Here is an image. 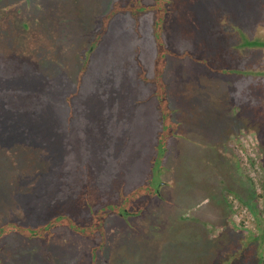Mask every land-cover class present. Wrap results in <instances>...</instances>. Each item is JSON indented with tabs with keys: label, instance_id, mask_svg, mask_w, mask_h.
Here are the masks:
<instances>
[{
	"label": "rangeland",
	"instance_id": "374dc122",
	"mask_svg": "<svg viewBox=\"0 0 264 264\" xmlns=\"http://www.w3.org/2000/svg\"><path fill=\"white\" fill-rule=\"evenodd\" d=\"M13 1L20 2V6H14ZM38 1L11 0L0 11V87L13 89L19 87L18 83L24 85L20 80L23 73L19 72L38 74V68L44 65L41 59L47 57L49 50L55 57L57 33L65 42V57L59 61L55 57L50 62L57 66H49L48 72L61 84L51 93L58 108L50 103L48 111H57L66 120L70 114L66 99L75 88L82 56L89 53L92 45L89 42L97 37L92 52L84 58L87 65L92 64L87 79L93 80L88 83L90 88L83 84L89 92L82 98L88 107L82 113L84 122L88 124L91 120L89 107L95 100L103 103L101 110L109 107L111 111L116 102L119 111L115 118L113 112L109 113L112 122L106 125L104 119L97 118L98 105L92 112V115L97 113L95 124L86 134L71 143V147L63 139L58 141L63 147L59 150L61 155L51 157L52 151L48 149L41 157L34 152L35 159L30 158V164L12 163L11 169L17 172L13 182L9 170L5 174L0 168V210L4 215L18 207L29 213L34 206L29 202L37 199L34 194L41 186L45 191L58 189L51 209L41 219L49 217L50 212H63L78 225L90 229L95 225L93 215L98 210V217L105 220L101 227L108 236L104 249L99 250L100 244L94 247L92 239L74 231L65 232L64 236L53 235L50 249H46V241L39 238L40 231L31 230L29 237L36 234L33 236L38 239L21 236L23 242L19 245L23 250L36 248L41 260L49 257L57 264L64 263L65 251L79 256L69 264H138L142 260L143 264H220L222 251L214 252L217 256L212 258L208 251L213 238L219 236L227 248H233L241 234L236 231L235 237L234 232H227L232 229L227 225L230 220L226 219L225 200L217 199L219 193L215 194L222 188L228 192L229 183L240 189L239 194L228 192L233 210H237L233 203L236 199L252 214L255 229L248 230L253 234L261 232L255 212L246 206L252 204L255 196L245 187L252 183L257 188L256 196L259 195L263 210L264 115L260 117L249 107L243 109L244 101L238 98V89L232 90L233 80L209 71L203 58L216 53L214 32L225 41L231 38L226 30L234 29L235 22H240L250 35L257 36L260 24H264V0H157L153 7H146L143 18L128 10L118 11L111 3L103 7L106 2L102 0L85 3L82 0V22L70 18L66 7L62 20L70 27L56 25V30L52 28L50 14L43 13ZM226 9L234 12L227 14L225 23L219 26L215 18ZM24 10L32 16L23 18V21L33 20L29 27L17 16ZM40 13L44 15L39 16ZM72 26H82L83 35L76 34ZM258 60L252 56L245 64L258 65ZM87 74L83 69L81 76ZM40 110L37 105L26 121L33 126L43 123L55 126V120ZM3 120L0 112V123ZM2 126L3 155L29 154L23 142L34 140L36 132L19 133L17 128L2 129ZM159 131L163 133L161 141H158ZM14 138L18 142L6 144ZM60 165L64 166L66 186L57 188ZM25 172H28L27 181L23 180ZM160 182L162 197L153 195L145 217L142 215L137 223L128 226L117 220L111 206L123 210V197L126 202L130 198L141 201L144 190L157 189ZM43 191L38 190L41 195ZM202 229L206 234L200 232ZM9 248L0 254L5 261L0 264H18L8 259L19 247ZM89 251L97 257H88Z\"/></svg>",
	"mask_w": 264,
	"mask_h": 264
},
{
	"label": "trees",
	"instance_id": "16d2710c",
	"mask_svg": "<svg viewBox=\"0 0 264 264\" xmlns=\"http://www.w3.org/2000/svg\"><path fill=\"white\" fill-rule=\"evenodd\" d=\"M10 1L11 0H0V11L1 9H6ZM86 1L87 0H83V3H85ZM102 1L106 2L103 3V5H101L103 7L106 6V4L111 3L114 9H117L118 11H124V10L131 11L132 14H134L139 18L145 17L147 6L153 7L154 5L157 4V0H107V1L102 0ZM38 3L40 7L43 8L44 14L47 13L50 14L48 15L50 16V20L52 21V28L54 30L57 29V26H62L63 28L66 25L62 20L66 7L69 8L68 12L66 13H69L70 18H72L73 20L80 21L83 16L82 11L80 10V8L83 5L82 0H39ZM13 4L14 6H20V2L18 1H13ZM167 10L168 9L166 7L165 11L163 12L165 16L167 15L166 12ZM135 11L137 12V14L133 13ZM178 11L179 10H177L175 13L177 18H178V14H177ZM24 12L25 10L21 14L20 12H18L17 16L19 17L20 22L25 25V27H29L31 23H33V20L32 19L30 21L29 20L23 21V20L27 18H31L32 16ZM222 12H223L222 16L220 17L217 16L215 18L219 26L221 25V22H223V24L225 23L224 18L227 16V14H233L234 11L233 9L229 11H227L226 9ZM235 13H237L236 10ZM44 14L40 13L39 16ZM165 16L163 19L164 26L166 23ZM70 22L72 23V20H70ZM260 25L261 26L260 29L258 30V35L253 36L250 35L244 29V27L240 22L238 23L235 22L234 29L229 31L228 29L226 30L228 33L227 35H229L231 38H227L225 41L220 38V35L217 32H214L212 41L214 42L216 41V43H213V47H216V51H215L216 53L212 54L210 58H203V60L209 71L225 79L233 80L231 86L234 89L232 90L235 91L238 89L240 93L238 95V98L242 97L243 98L242 100L244 101L242 104L243 109L249 107L250 110H253L255 113L258 112L261 117V115H264V24H260ZM72 27L73 30H75L76 34H79L82 29V26H72ZM96 31L97 29H95V32ZM59 34H62V31ZM82 35L83 32L80 33V37ZM54 39L56 41V45L54 48L55 57H56V61H59L61 58L65 57L64 54L65 42H63L64 40H62V38L57 33ZM104 39L105 36L100 42H102ZM95 40H91L89 43L93 45ZM92 45L90 47L91 49L89 50L88 54H90L93 50ZM88 54H86L85 57L88 56ZM252 56L255 57L256 59L258 57L259 59L258 65L255 64L251 65V63H248V65L245 64L246 59ZM55 57L51 55L49 50L47 57L41 59V62L44 65H42L41 68H38L37 71L38 74L36 75L35 74L32 75V73H27V72H19V74L23 73V76L21 77L20 80L21 82L24 83V85L20 86L18 83L16 84V86L19 87L16 88L13 87V89L4 86L3 88L0 87V110L2 109L0 112L1 114H3L4 117V120L2 121V123H0V126L3 125L2 129H7L11 126L17 128L19 133H25V134H30V132L37 133V134L35 133L36 138L34 140L23 142L28 146L29 154L23 153L21 157H17L15 156V154L3 155L1 150L4 149L3 143L5 142H0V168L2 172H5V174H7L9 170L12 182H13L12 177L14 176L16 177V173H17V172L14 173V170L16 169L14 170L13 168L11 169L10 165L12 163L16 161H21L22 163L24 162L30 164V158H33L32 159L33 161L35 159L33 157L34 152H38L39 154L37 155L41 157L42 152H44L43 154H45V152L48 151V149H51L52 151L51 157H56V155H61L59 150L63 149V147H62V143L58 141L63 139L65 143H68L67 147H71V143H74L77 140V138H80V136L82 137L84 134H86L87 131L91 129L92 125L95 124L94 119L97 117V113L95 112V114L92 115V112L94 111V109H97L98 105L100 107V115L97 118L101 119V121H103L102 119H104V123L106 125L108 124L110 125L112 122L109 121V117H110L109 113L113 112L112 115H114L115 118L116 113L119 111V108L116 106V102L113 105V111H111L109 107L107 109L101 110L102 105L100 104L102 102L100 100L97 101L95 100V102L93 104H90L89 107L90 110L89 115L91 120L88 121V124H85L84 116L82 113L85 112L88 109V107L87 104L83 102L82 98L83 96H88L89 93L86 89L90 88L91 84L88 83H90L92 79L88 80L87 78L91 76L92 64L91 66L90 64L87 65L86 64L87 61L84 60L85 57L82 56L83 59L82 65H81V69L79 70L76 83L74 84L75 88L71 92L70 98L66 99L68 113L70 114H68L66 120H63L61 114H58L57 111H52L50 113V111H48V106L50 103L51 104L54 103L56 107L58 106L56 101L52 98L53 95H51V93L54 87L57 89L59 88V86L58 87L56 86L57 84L58 85L61 84V83H56L54 74L48 72L49 66L56 65L55 63H50L53 62ZM225 57L227 58V60H225ZM36 58L39 59V56H37ZM221 60H223L224 61L223 63L225 64L220 63ZM23 64L25 65L26 63L23 62ZM83 69L86 70V74L88 73L85 76H81ZM83 84H86L88 88H84ZM227 91L230 90L228 89ZM103 98L105 99L106 97L103 96ZM105 102L108 104L106 99ZM118 102L120 101H117V103ZM37 105H39L41 109L40 111H43L45 116L48 115V117H51L50 119L55 120V124H54L55 126L52 127L47 123L33 126L32 123L29 124V122L26 121L27 117L30 116L32 112L35 113L34 108ZM94 105L96 106L94 107ZM250 125L252 126L251 128H255V125L252 124ZM48 129L50 130L48 131ZM247 132H249V130H247ZM161 134H163L162 131H159L158 141H161L160 139ZM0 140H4V139L0 137ZM15 141L18 142V140L14 138L11 142L9 143L7 142L6 144L8 145H10L11 143L14 144ZM22 145L23 144H21V146ZM5 149L8 150V148ZM2 158H4V160L6 161H9L7 162L8 164H6V161L4 162ZM62 165L59 166L60 170L58 172V177L61 178L59 179L57 184H55L56 185L55 187L57 188H61V185H65L64 184L65 172L63 170L64 166L62 167ZM47 168L50 169L49 166ZM54 171L57 172V170ZM27 173L28 172H25V176L23 177V180L27 181V177H28ZM242 174H244V172ZM22 175H24L23 172ZM248 182L249 180L247 181V183ZM158 184L161 186V182ZM229 185H230L229 188L230 190H228L229 193L234 192V194L235 193L239 194L240 189L234 183L233 186L230 183ZM246 185L247 186L245 187V189L249 193L252 192V194L255 196L254 197L255 199L252 201V204L251 205L246 204V206L251 208L255 212V213L253 212L255 214V220L261 232H259L258 234L255 233L253 234L248 229L242 226H237L234 223L235 211L233 210L232 205L230 204L231 197H228L229 195L228 192L225 191L226 190L225 188H222L221 189L222 191L216 190L215 194L219 193L218 197L216 195L217 199L221 197L224 198L225 200L224 202L225 206L223 205V203L222 205L224 206L226 212L225 213L226 219L229 218L228 220H230V222L227 225L231 227L229 229H232V230H228L227 232L228 233L234 232L235 237H237L236 231H239L241 233L233 248H227L225 242L223 241V239L219 238V236H215L213 238L214 243L212 244L214 246L211 245V247L208 248V251H210V258H212L215 255L214 252L218 253L222 251V254L220 255L219 258L220 264H260V263L264 264V223L260 222V220L262 219L264 220V209L262 210V207L259 204L260 202L258 198L259 195L256 196L257 188H255L252 183H248ZM261 186L264 188L263 181L261 182ZM42 187L43 186L38 188L36 190V193L34 194V197L37 199L29 202V204L34 205L33 209H31L29 213L28 211H25L20 207L10 209L7 215H4L0 210V254H2L4 249L7 248L10 249L9 246L15 245L19 247L18 248L19 251L13 253L14 255L12 257L9 256L8 259L9 261L11 258L13 262L18 264H57L58 262H53L52 259L49 257H46L48 259L44 258V260H41L42 256L40 255V252L37 251L36 248H34L35 250L33 251L32 249H30V251L25 252L21 247L22 245L21 246L19 245L21 242H23L21 240L22 237H26L27 239H32V240L38 239L37 237L33 236L36 234H32V236L29 237V232L31 230L40 231L41 237L39 236L38 237L41 239L43 238L46 241V245L48 246L46 247V249H50L49 245L52 242L53 235L63 234L64 236L65 232H71L72 234L74 231L76 234L92 239L93 241L92 244L94 245V247L100 244L98 249L103 250L105 245L107 244L106 240L108 242V236L106 235L104 227H101L103 226V222L105 220L103 221L98 217L99 211L97 210L96 214L93 215V218L95 219V225L90 227V229L78 225L69 215L63 212H55V213L50 212L51 214L49 215V217H46V219L44 218L41 219V217L44 216V213L46 214V212H48V210L51 209L52 207L51 204H53L54 195L56 192H58V189L45 191V188ZM43 189L44 191L42 192L41 195L40 192H38V190L41 191ZM153 191H154V195H158L159 198L162 197V195L159 193L160 189L157 190L159 192L152 189V192ZM152 192L150 189L144 190L146 204H143L139 209H136L137 213L134 214H136L137 216L132 220L134 221L133 222L134 224L137 223V219H141V217L143 216L145 217L146 214L144 215V212L146 211L145 209L147 207V204L149 203V201L150 203L153 201L150 200L152 199L151 197ZM145 201L142 202L144 203ZM164 216H166V214ZM148 225H150V222ZM69 227L71 229H69ZM67 228L69 229V231L67 230ZM200 232L201 233L204 232V234H206L203 229L200 230ZM12 234H14V236ZM204 237L205 235L203 236V239ZM206 238L208 239V236H206ZM210 240L212 241V238ZM222 243H224V246L222 245ZM65 252L67 253V255L66 257H63V262H64L63 264H69L71 263V261H73V258L74 259L79 258V256L72 255L73 254L72 252H67V251ZM87 254L88 257L90 256L92 257V259L97 257V254H92V252L90 251ZM55 256L58 255L56 254ZM0 263H5V261H3V258L1 257H0ZM138 264H143V260L138 262Z\"/></svg>",
	"mask_w": 264,
	"mask_h": 264
},
{
	"label": "flooded vegetation",
	"instance_id": "af4514ba",
	"mask_svg": "<svg viewBox=\"0 0 264 264\" xmlns=\"http://www.w3.org/2000/svg\"><path fill=\"white\" fill-rule=\"evenodd\" d=\"M157 127H159L158 129H161V126L160 125H158ZM162 184V183H161ZM160 186V185H159ZM158 186V188L157 189H154V190H159L160 189V192L159 191H157V192H159L160 194H161V188H162V186H160L159 187ZM151 192H152V190H151ZM159 193H157V194H159ZM119 194V196H124L122 193L120 194V193H118ZM142 194H144V192L142 193ZM153 195H154V191L151 193V197H153ZM156 196H158V195H156ZM138 197V196H137ZM126 198L125 197H123V201H121V204H123L122 206H121V208L123 209V210H118V209H115L116 210V212H115V210H114V208L116 207V206H112V212L113 213H115L116 215H115V217L117 218V220L119 221V222H122V223H126V225L128 226V225H130L131 223H133L134 221H132L133 220V218H135L137 215L136 214H134V213H137L136 212V209H139L143 204H146V198H145V194H144V198L141 200V201H138L137 202V200H135V199H133V198H130L129 199V201L128 202H126L127 201V199L125 200ZM142 201H145L144 203L142 202ZM139 202H140V204H139ZM125 213H128V214H125ZM134 224V223H133Z\"/></svg>",
	"mask_w": 264,
	"mask_h": 264
},
{
	"label": "built area",
	"instance_id": "2783aa9c",
	"mask_svg": "<svg viewBox=\"0 0 264 264\" xmlns=\"http://www.w3.org/2000/svg\"><path fill=\"white\" fill-rule=\"evenodd\" d=\"M243 152V150H241ZM235 214L234 221L237 225L242 226L246 229H255L252 214L247 210L244 205H241L236 199H233Z\"/></svg>",
	"mask_w": 264,
	"mask_h": 264
}]
</instances>
